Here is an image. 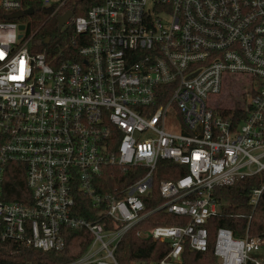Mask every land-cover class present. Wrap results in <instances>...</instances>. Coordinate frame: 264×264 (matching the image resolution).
<instances>
[{"label":"built area","instance_id":"2783aa9c","mask_svg":"<svg viewBox=\"0 0 264 264\" xmlns=\"http://www.w3.org/2000/svg\"><path fill=\"white\" fill-rule=\"evenodd\" d=\"M52 1L0 0V241L62 250L63 228H85L87 251L63 264H120L117 246L148 214L168 160L186 172L160 181L155 210L190 221L138 235L170 245L154 264H186V243L208 249L207 224L222 207L215 188L264 172V0H100L73 13L53 49L27 24L34 13L9 17L69 11ZM108 165L142 176L102 193L94 180ZM12 168L25 175L24 200L5 196ZM76 189L96 219L74 213ZM263 195L264 183L250 194L253 209ZM263 250L264 234L217 230L219 264H264Z\"/></svg>","mask_w":264,"mask_h":264},{"label":"trees","instance_id":"16d2710c","mask_svg":"<svg viewBox=\"0 0 264 264\" xmlns=\"http://www.w3.org/2000/svg\"><path fill=\"white\" fill-rule=\"evenodd\" d=\"M100 0H67L62 11L71 10L75 15L85 14L87 9ZM56 16L36 11L28 18L32 20V26L38 27L35 38L43 40L51 38L50 48L58 43H64L67 34L59 28ZM32 29V27H31ZM186 170L182 165L168 160H161L158 164L151 195L146 197V209L148 214L135 225L129 228L120 240L116 257L120 264H154L162 260L169 252L170 245L167 242L154 240L150 236H140L139 232H146L155 225H185L190 217L178 215L166 211L161 206L165 199L159 191L160 181L165 179H178ZM142 175L137 174V169L130 168L125 171L119 165L103 167L94 184L99 192L115 191L117 187L129 184ZM264 183V172L239 178L231 185L217 186L213 196L217 202L222 203L221 211L209 218L207 229L209 232V246L204 252L191 249L186 243L182 252V259L186 264H219L214 254L216 233L219 227L232 229L235 236H244L249 231L250 236L255 237L264 234V199L261 198L253 209L250 205V194L253 189ZM5 196L8 200H24L29 194L24 173L12 168L8 172L5 181ZM98 209L94 208L89 197L76 189V203L74 213L87 219H96ZM249 215L252 216L249 219ZM66 238L65 248L62 250L44 251L32 246L18 245L10 241H0V264H21L26 261H35L41 264H63L82 256L90 246L93 236L85 228H63ZM257 256L264 260V250Z\"/></svg>","mask_w":264,"mask_h":264},{"label":"water","instance_id":"95a60500","mask_svg":"<svg viewBox=\"0 0 264 264\" xmlns=\"http://www.w3.org/2000/svg\"><path fill=\"white\" fill-rule=\"evenodd\" d=\"M33 13H34V10L32 8H30V9H27L25 12L19 11V12L10 14L9 17L10 18H19V17H22L24 14L31 15ZM72 15H73V12L69 10L65 14L58 16V25H59L60 29L65 25V23L68 22V20L70 19V17ZM20 29H24V25H21ZM50 41H51V38L50 37H46L42 42L44 44H48V43H50ZM263 198H264V195H263Z\"/></svg>","mask_w":264,"mask_h":264},{"label":"rangeland","instance_id":"374dc122","mask_svg":"<svg viewBox=\"0 0 264 264\" xmlns=\"http://www.w3.org/2000/svg\"><path fill=\"white\" fill-rule=\"evenodd\" d=\"M53 1H54V0H53ZM53 1H52V2H53ZM26 22H27L28 25H30V26L32 27V31H33V32H36V31L38 30V27L32 26V20L27 19ZM65 34H66V32H65ZM234 90H235V91H233L234 93L239 94V92H240V85H239L238 83H236ZM224 93L226 94L227 92L225 91ZM237 96H238V95H237ZM225 97H226V96H222V97L220 98V101H222V102H224V101L230 102V101L234 100L233 98L230 99V97H228V96H227V98H225ZM226 99H227V100H226ZM230 103H231V102H230Z\"/></svg>","mask_w":264,"mask_h":264},{"label":"flooded vegetation","instance_id":"af4514ba","mask_svg":"<svg viewBox=\"0 0 264 264\" xmlns=\"http://www.w3.org/2000/svg\"><path fill=\"white\" fill-rule=\"evenodd\" d=\"M24 16L26 17V15H24ZM55 18H56V19H57V21H58V17L56 16Z\"/></svg>","mask_w":264,"mask_h":264}]
</instances>
